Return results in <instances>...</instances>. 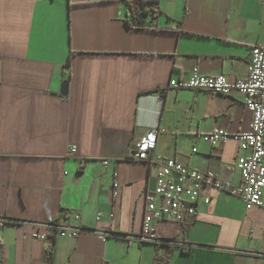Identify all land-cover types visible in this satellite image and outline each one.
Masks as SVG:
<instances>
[{
	"label": "crops",
	"instance_id": "obj_1",
	"mask_svg": "<svg viewBox=\"0 0 264 264\" xmlns=\"http://www.w3.org/2000/svg\"><path fill=\"white\" fill-rule=\"evenodd\" d=\"M152 1L134 28L127 0H0V264H264V208L213 189L137 244L159 167L128 154L148 129L154 155L240 181L238 143L199 137L250 128L240 95L169 81L244 78L264 42V0ZM66 219L77 238L47 226Z\"/></svg>",
	"mask_w": 264,
	"mask_h": 264
},
{
	"label": "built area",
	"instance_id": "obj_2",
	"mask_svg": "<svg viewBox=\"0 0 264 264\" xmlns=\"http://www.w3.org/2000/svg\"><path fill=\"white\" fill-rule=\"evenodd\" d=\"M155 10V9H153ZM264 23V15L262 16ZM247 75L233 81L222 75H204L193 68L189 76L183 80H170L169 86L174 89L203 90L229 96L240 95L241 103L251 112V124L247 131L228 134L223 129H215L199 135L208 144L231 139L238 143L239 154L235 169L239 173V184L230 187L229 183L216 178L213 173H201L188 169L174 159L153 154L158 129H148L138 140L128 158L135 161H146L158 165L150 195L146 197V212L141 229L135 237L137 244L157 241L154 223L161 220L182 222L186 217H195L197 203H209V197L203 194L205 189L227 192L241 199L246 209L264 208V42L250 49L247 59ZM68 152L76 156V146L71 145ZM107 164L106 160L102 165ZM80 166H83L80 163ZM117 172H113V187ZM74 222L79 221L77 213L72 214ZM56 231L59 238H77L84 229L71 224L67 219L61 223L47 225ZM34 238H43L44 234L35 233ZM99 264H105L101 262Z\"/></svg>",
	"mask_w": 264,
	"mask_h": 264
},
{
	"label": "trees",
	"instance_id": "obj_3",
	"mask_svg": "<svg viewBox=\"0 0 264 264\" xmlns=\"http://www.w3.org/2000/svg\"><path fill=\"white\" fill-rule=\"evenodd\" d=\"M152 0H127V4L131 10V20L129 24L134 28H140L143 25V16L148 13L150 9L146 4H152Z\"/></svg>",
	"mask_w": 264,
	"mask_h": 264
},
{
	"label": "water",
	"instance_id": "obj_4",
	"mask_svg": "<svg viewBox=\"0 0 264 264\" xmlns=\"http://www.w3.org/2000/svg\"><path fill=\"white\" fill-rule=\"evenodd\" d=\"M67 92V81H63L60 88V94L65 95Z\"/></svg>",
	"mask_w": 264,
	"mask_h": 264
}]
</instances>
